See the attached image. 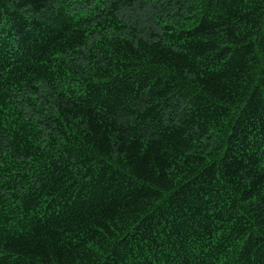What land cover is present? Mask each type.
<instances>
[{
    "label": "trees",
    "instance_id": "trees-1",
    "mask_svg": "<svg viewBox=\"0 0 264 264\" xmlns=\"http://www.w3.org/2000/svg\"><path fill=\"white\" fill-rule=\"evenodd\" d=\"M0 264H264V0H0Z\"/></svg>",
    "mask_w": 264,
    "mask_h": 264
},
{
    "label": "snow or ice",
    "instance_id": "snow-or-ice-1",
    "mask_svg": "<svg viewBox=\"0 0 264 264\" xmlns=\"http://www.w3.org/2000/svg\"><path fill=\"white\" fill-rule=\"evenodd\" d=\"M30 2L33 3V4H38L39 0H30Z\"/></svg>",
    "mask_w": 264,
    "mask_h": 264
}]
</instances>
